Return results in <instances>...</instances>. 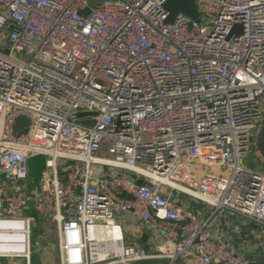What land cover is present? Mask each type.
Masks as SVG:
<instances>
[{"label": "built area", "instance_id": "obj_1", "mask_svg": "<svg viewBox=\"0 0 264 264\" xmlns=\"http://www.w3.org/2000/svg\"><path fill=\"white\" fill-rule=\"evenodd\" d=\"M90 1L0 0V262L32 264L43 217L61 264H264V0L173 24L170 0ZM183 197L261 244L241 254ZM119 216L162 243L125 245Z\"/></svg>", "mask_w": 264, "mask_h": 264}, {"label": "crops", "instance_id": "obj_2", "mask_svg": "<svg viewBox=\"0 0 264 264\" xmlns=\"http://www.w3.org/2000/svg\"><path fill=\"white\" fill-rule=\"evenodd\" d=\"M183 200L198 213L199 218L203 221H210L209 230L213 236L221 241L234 243L241 254L247 253V249L239 247L243 239H245L249 247L255 244H261L262 238L258 234L257 229L251 227L247 228L248 225L244 219L234 218L225 211L213 215L212 208L208 207L206 204L191 199L187 200V197H183ZM119 220H121L124 229L123 237L125 239V245L144 248L150 253L162 243L163 238L159 233L150 228L140 227L131 217L119 216ZM43 233L45 235V247L48 249L44 259L47 260L49 264H61L59 260L60 241L58 240L57 234L50 227L44 228ZM257 254H259L257 259L264 257L260 252ZM8 262H0V264H13L12 262ZM137 264H167V261L163 259H152ZM176 264L182 263L177 262Z\"/></svg>", "mask_w": 264, "mask_h": 264}, {"label": "water", "instance_id": "obj_3", "mask_svg": "<svg viewBox=\"0 0 264 264\" xmlns=\"http://www.w3.org/2000/svg\"><path fill=\"white\" fill-rule=\"evenodd\" d=\"M104 2H106V0H91L89 5L91 8H93L95 6L103 4ZM165 10L169 13L168 19L166 21L168 24H173L176 21L177 17L181 15H186L191 17L195 21H200V14L197 11L196 0H170L165 5ZM89 12L90 9H87V11L83 12L82 15L87 16ZM240 29L241 31H243L242 28ZM86 116H89V114L80 113L75 117L78 119H82ZM257 261L259 263H262L264 261V257L258 258Z\"/></svg>", "mask_w": 264, "mask_h": 264}, {"label": "rangeland", "instance_id": "obj_4", "mask_svg": "<svg viewBox=\"0 0 264 264\" xmlns=\"http://www.w3.org/2000/svg\"><path fill=\"white\" fill-rule=\"evenodd\" d=\"M79 123H83L85 125H90L92 123L91 120H84V121H80ZM38 162H39V166L42 169H44V158L43 157H38ZM37 223H38V231H36V233L33 232L32 235V241H33V252H32V256H31V260H32V264H49V262L47 260L44 259L45 257V253L47 254V248L45 247V241H44V233H43V229L44 228H49L48 227V222L45 221V219L42 218H38L37 217ZM250 227V225L247 226V228ZM258 234H261L260 230H257ZM1 262H8L5 260H1ZM12 262L13 264H27V262L25 260H19V261H9ZM8 262V263H9ZM61 262V261H60Z\"/></svg>", "mask_w": 264, "mask_h": 264}, {"label": "trees", "instance_id": "obj_5", "mask_svg": "<svg viewBox=\"0 0 264 264\" xmlns=\"http://www.w3.org/2000/svg\"><path fill=\"white\" fill-rule=\"evenodd\" d=\"M26 125H27V123H26L25 121H20V122L18 123V126H20V127H24V126H26ZM18 126H17V127H18ZM261 146H262V148L264 149V133H263V135H262V137H261ZM31 166H32V168H31V173H32L33 175L38 174L39 171L41 170V168H40V166H39L38 158H35V160L32 161Z\"/></svg>", "mask_w": 264, "mask_h": 264}, {"label": "bare ground", "instance_id": "obj_6", "mask_svg": "<svg viewBox=\"0 0 264 264\" xmlns=\"http://www.w3.org/2000/svg\"><path fill=\"white\" fill-rule=\"evenodd\" d=\"M91 233H92V236H93V234L95 235V230H93V231H91ZM112 235V234H111ZM113 235H114V237L115 238H118L119 236H120V232H119V229H115L114 231H113Z\"/></svg>", "mask_w": 264, "mask_h": 264}]
</instances>
